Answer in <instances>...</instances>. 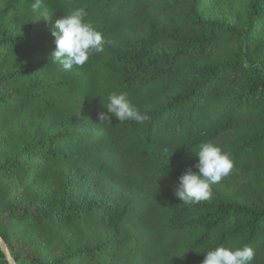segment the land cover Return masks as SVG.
Returning <instances> with one entry per match:
<instances>
[{
  "label": "trees",
  "instance_id": "1",
  "mask_svg": "<svg viewBox=\"0 0 264 264\" xmlns=\"http://www.w3.org/2000/svg\"><path fill=\"white\" fill-rule=\"evenodd\" d=\"M34 2L0 0V235L16 263L202 264L250 245L264 264V0ZM80 7L108 43L64 70L53 26ZM111 93L148 119L101 122ZM205 142L234 169L186 205L178 178Z\"/></svg>",
  "mask_w": 264,
  "mask_h": 264
},
{
  "label": "clouds",
  "instance_id": "2",
  "mask_svg": "<svg viewBox=\"0 0 264 264\" xmlns=\"http://www.w3.org/2000/svg\"><path fill=\"white\" fill-rule=\"evenodd\" d=\"M42 0H35L33 10L41 8ZM88 15L85 8L80 7L63 15L55 21L52 35L55 38V50L51 53L54 62L64 70H71L73 66L82 67L89 58L96 53H102L108 41L103 34L90 22H86ZM48 19L49 12L45 9L40 18ZM106 112L100 114L101 122L111 124L112 117L119 122L135 121L143 123L148 119L129 100L126 93H111L108 96ZM198 157L193 171L189 167L179 176V184L175 193L182 203L195 205L211 199L212 186L229 176L234 169V162L230 155L221 147L212 142H205L199 146ZM255 259V250L250 245L235 249L223 245L216 246L205 252L202 264H252Z\"/></svg>",
  "mask_w": 264,
  "mask_h": 264
},
{
  "label": "water",
  "instance_id": "3",
  "mask_svg": "<svg viewBox=\"0 0 264 264\" xmlns=\"http://www.w3.org/2000/svg\"><path fill=\"white\" fill-rule=\"evenodd\" d=\"M0 249L1 251L3 252L4 256H5V259L6 261L9 263V264H17L14 257L11 255L5 241L3 240V238L1 237L0 235Z\"/></svg>",
  "mask_w": 264,
  "mask_h": 264
},
{
  "label": "rangeland",
  "instance_id": "4",
  "mask_svg": "<svg viewBox=\"0 0 264 264\" xmlns=\"http://www.w3.org/2000/svg\"><path fill=\"white\" fill-rule=\"evenodd\" d=\"M219 14L224 15L228 11V7L225 4L219 5Z\"/></svg>",
  "mask_w": 264,
  "mask_h": 264
}]
</instances>
